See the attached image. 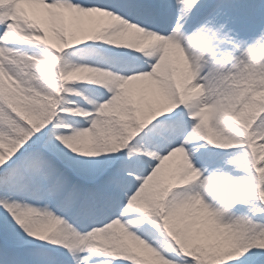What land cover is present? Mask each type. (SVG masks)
<instances>
[{
	"label": "snow or ice",
	"instance_id": "obj_1",
	"mask_svg": "<svg viewBox=\"0 0 264 264\" xmlns=\"http://www.w3.org/2000/svg\"><path fill=\"white\" fill-rule=\"evenodd\" d=\"M0 264H264V0H0Z\"/></svg>",
	"mask_w": 264,
	"mask_h": 264
}]
</instances>
